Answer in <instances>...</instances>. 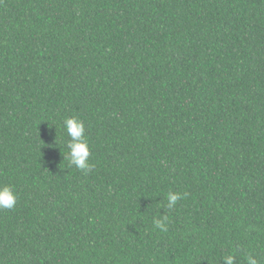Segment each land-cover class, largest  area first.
<instances>
[{"label": "trees", "instance_id": "trees-1", "mask_svg": "<svg viewBox=\"0 0 264 264\" xmlns=\"http://www.w3.org/2000/svg\"><path fill=\"white\" fill-rule=\"evenodd\" d=\"M2 185L0 264H264V0H0Z\"/></svg>", "mask_w": 264, "mask_h": 264}, {"label": "clouds", "instance_id": "clouds-1", "mask_svg": "<svg viewBox=\"0 0 264 264\" xmlns=\"http://www.w3.org/2000/svg\"><path fill=\"white\" fill-rule=\"evenodd\" d=\"M63 127L70 139L67 141L68 152L64 159H67L69 167H75L76 169L88 174L95 167L90 162L91 147L88 136L86 134V125L84 121L78 117L65 118ZM57 140V138H56ZM187 193L172 192L167 193V204L166 207L169 211L176 208L178 202L184 199ZM18 193L15 188L11 185L0 186V210L3 209H14L18 201ZM170 218L168 215L157 217L153 219V226L162 232L168 231V224ZM247 264H260L259 260L249 254L246 257ZM223 264H236L235 255H226L222 259Z\"/></svg>", "mask_w": 264, "mask_h": 264}]
</instances>
